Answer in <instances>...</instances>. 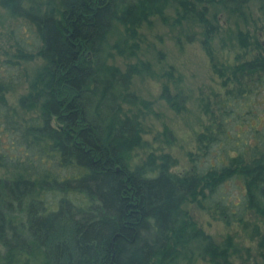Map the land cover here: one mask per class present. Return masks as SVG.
Wrapping results in <instances>:
<instances>
[{"label": "trees", "instance_id": "obj_1", "mask_svg": "<svg viewBox=\"0 0 264 264\" xmlns=\"http://www.w3.org/2000/svg\"><path fill=\"white\" fill-rule=\"evenodd\" d=\"M251 1L0 0L33 27L32 42L17 38L15 50L0 59L6 264L22 256L24 264L36 256L40 264H193L200 257L210 264L264 263V42L257 37L264 25L254 32L264 18L252 14ZM257 1L264 14V0ZM220 11L255 26L234 32L240 50L232 62L212 47ZM154 18L171 27L199 26L223 87L205 102L207 123L181 172L172 170L169 152L132 158L146 143L144 120L152 111L132 80L158 76L138 55L141 29ZM35 57L41 59L35 69L18 71L20 60ZM21 85L17 104L9 103L6 93ZM159 96L180 109V93L168 83ZM162 133L171 143L170 129ZM230 182L238 188L234 197L225 189ZM187 203L249 228L260 260L244 259L229 233L216 241L197 227Z\"/></svg>", "mask_w": 264, "mask_h": 264}, {"label": "rangeland", "instance_id": "obj_2", "mask_svg": "<svg viewBox=\"0 0 264 264\" xmlns=\"http://www.w3.org/2000/svg\"><path fill=\"white\" fill-rule=\"evenodd\" d=\"M258 1L252 0L250 7L254 10L253 15L264 14L257 8ZM225 11L217 13V24L219 32L212 40V47L216 56L224 62H232L234 54L240 50L237 47L234 32L236 29H253L252 22L245 23L235 16L226 14ZM262 14V15H261ZM264 21L257 22V29L263 27ZM263 29V30H262ZM257 33L260 41L264 42V28ZM143 36L139 57L149 59L158 76L136 75L132 80V89L142 97L151 100L152 111L146 114L144 127L146 132L143 134L146 143L132 152L133 161L142 159L148 152L154 153L169 152L176 163L172 170L181 172L190 166L188 152L196 151V136L204 124L207 123L208 115L205 111V102L212 99L216 92H222L221 77L213 70L210 59L201 44V28L196 24L183 22L182 26L171 27L154 18L151 26L142 27ZM33 27L26 19L12 16L7 9L0 5V59H4L8 54L15 50V40L26 38L32 42ZM253 32V33H254ZM128 60H135L131 58ZM21 73H29L35 69L41 59L35 57L31 60H20ZM118 61L122 62L121 58ZM165 71H171L168 75ZM159 72V73H158ZM161 73H164L161 75ZM168 83L172 93H180L182 98L180 109L174 110L164 98H161L160 91L162 83ZM24 85L15 90L8 91L6 97L11 104H17L19 93L24 91ZM164 126H167L171 135L172 142L167 143L163 136ZM7 142V138L2 136ZM5 142V144H6ZM226 190L234 197L238 191L235 183L230 182L226 185ZM186 209L194 219L196 226L205 233L210 234L214 240L218 241L230 234L239 246V252L244 259H258L259 244L258 237L250 234V229H243L240 223H224L221 219L211 218L205 211L198 209L193 203H187ZM263 226L261 220H257ZM264 230V227H262ZM251 235V236H250ZM4 247L0 244V264H6L3 259ZM25 256H22L21 260ZM40 256L30 258L29 264H40ZM237 259V258H236ZM12 264H24L22 261ZM261 262V261H260ZM264 264L263 262H261ZM193 264H210L206 258H196Z\"/></svg>", "mask_w": 264, "mask_h": 264}]
</instances>
